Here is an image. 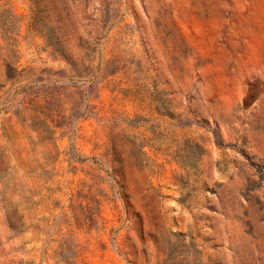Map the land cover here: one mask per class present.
<instances>
[{
  "label": "rangeland",
  "instance_id": "1",
  "mask_svg": "<svg viewBox=\"0 0 264 264\" xmlns=\"http://www.w3.org/2000/svg\"><path fill=\"white\" fill-rule=\"evenodd\" d=\"M0 264H264V0H9Z\"/></svg>",
  "mask_w": 264,
  "mask_h": 264
},
{
  "label": "trees",
  "instance_id": "2",
  "mask_svg": "<svg viewBox=\"0 0 264 264\" xmlns=\"http://www.w3.org/2000/svg\"><path fill=\"white\" fill-rule=\"evenodd\" d=\"M29 1V10L31 11V15H42V0H28ZM9 0H0V24L3 28V37L6 40H11L14 38V35L19 33V29L17 33L14 32V23L15 19L14 8L8 5Z\"/></svg>",
  "mask_w": 264,
  "mask_h": 264
}]
</instances>
